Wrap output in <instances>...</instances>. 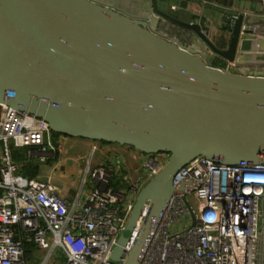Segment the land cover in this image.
Segmentation results:
<instances>
[{"label":"water","instance_id":"1","mask_svg":"<svg viewBox=\"0 0 264 264\" xmlns=\"http://www.w3.org/2000/svg\"><path fill=\"white\" fill-rule=\"evenodd\" d=\"M211 1L230 33L221 47L156 0L144 17L100 0H0V102L44 119L58 134L168 155L138 192L108 264L119 261L145 209L121 264L139 263L168 198L182 188L173 185L174 174L193 158L264 163V71L214 66L211 52L152 25L165 18L235 66L264 67V35H248L264 24L254 16L264 14V0Z\"/></svg>","mask_w":264,"mask_h":264},{"label":"built area","instance_id":"2","mask_svg":"<svg viewBox=\"0 0 264 264\" xmlns=\"http://www.w3.org/2000/svg\"><path fill=\"white\" fill-rule=\"evenodd\" d=\"M256 34L264 30L248 32ZM59 136L44 119L0 102V264H108L138 192L168 158L143 153L134 176L118 163L112 170L87 164L73 196L62 195L39 172L56 161ZM20 149L25 153L16 160ZM116 172L121 180L113 185ZM173 185L182 188L168 198L138 264H264V163L198 156L176 171ZM26 244L33 245L29 258Z\"/></svg>","mask_w":264,"mask_h":264},{"label":"crops","instance_id":"3","mask_svg":"<svg viewBox=\"0 0 264 264\" xmlns=\"http://www.w3.org/2000/svg\"><path fill=\"white\" fill-rule=\"evenodd\" d=\"M110 3L114 8L126 12L134 16L144 17L152 13V0H100ZM157 7L172 17L184 22L197 23L200 25L205 36L216 46L221 47L228 40L230 33L221 27L222 14L215 7L218 5L211 0H156ZM264 18L262 15H254ZM155 30L170 37L177 38L182 44L189 45L203 52H211L213 57V65L217 67H229L243 73H261L264 67L250 66L238 67L229 63L221 57L214 55L207 44L192 30L180 26L170 20L162 17H157L152 23ZM256 29L264 30V24L256 26ZM61 143V152L56 158V161L51 164H46L43 168L45 174L57 183L62 184L64 191L60 193L66 194L65 190L78 189L77 181L72 178V174L80 173L81 163L86 159V164L91 167L103 166L108 170H112L113 165L110 158L115 159V162L120 166L127 168L129 176H134L139 169V162L142 158V152L134 149L131 146L93 141L84 138L70 137L62 135L58 137ZM87 146V155H81L73 152L77 144ZM21 153L24 149H20ZM66 152V157L63 151ZM86 154V152L84 153ZM117 158V159H116ZM84 166V167H85ZM118 174L117 172L114 175ZM113 175V176H114ZM79 177V174L78 176ZM117 182V181H116ZM112 183V182H111Z\"/></svg>","mask_w":264,"mask_h":264},{"label":"rangeland","instance_id":"4","mask_svg":"<svg viewBox=\"0 0 264 264\" xmlns=\"http://www.w3.org/2000/svg\"><path fill=\"white\" fill-rule=\"evenodd\" d=\"M54 134H57L56 132H54ZM73 149V152L75 153V155L76 154H79V155H81L80 157H85V155H87V152H88V148H87V146H85V145H81V144H77L76 145V147L74 148H72ZM21 152V150H17L16 152ZM86 152V154H84ZM63 154H64V156L66 157V152H65V150L63 151ZM142 159H143V154H142V158L140 159V162L139 163H141V161H142ZM110 160L112 161V165L114 166L115 164H116V162H115V159H112V158H110ZM85 164H86V159L81 163V171H80V173H74V174H72V178L75 180V181H77V184H78V186L80 185V183H81V178H82V173H83V170H84V166H85ZM45 167V165H40V169H39V172L40 173H42L43 174V168ZM127 170V168L125 167V166H123L122 165V167H121V171L124 173V174H126V175H128L129 173H128V171H126ZM78 174H79V177H77L78 176ZM119 180H121V175L118 173V174H116V175H114V176H112L111 177V179H110V181L112 182V184L113 185H115V184H117L118 182H119ZM117 181V182H116ZM90 184H91V180H90V177L88 176L87 178H86V182H85V185H84V187H83V191L86 193L87 191H89V189H90ZM64 191V190H63Z\"/></svg>","mask_w":264,"mask_h":264},{"label":"trees","instance_id":"5","mask_svg":"<svg viewBox=\"0 0 264 264\" xmlns=\"http://www.w3.org/2000/svg\"><path fill=\"white\" fill-rule=\"evenodd\" d=\"M102 142H105V141H102ZM23 154H24V152H14L13 153V157H14V159H20L22 156H23ZM35 167L34 168H32V170H31V173H33V172H35ZM30 170H28V169H26V173L27 172H29ZM32 250H33V245L32 244H26V251H27V257L29 258V257H31V252H32Z\"/></svg>","mask_w":264,"mask_h":264}]
</instances>
